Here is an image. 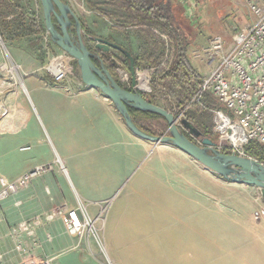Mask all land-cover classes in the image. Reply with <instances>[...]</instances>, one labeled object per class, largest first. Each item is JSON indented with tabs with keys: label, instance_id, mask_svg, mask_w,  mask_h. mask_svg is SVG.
I'll list each match as a JSON object with an SVG mask.
<instances>
[{
	"label": "crops",
	"instance_id": "obj_1",
	"mask_svg": "<svg viewBox=\"0 0 264 264\" xmlns=\"http://www.w3.org/2000/svg\"><path fill=\"white\" fill-rule=\"evenodd\" d=\"M12 54L18 66L19 83L3 87L0 78V91L5 95L1 99L4 104L0 105V177L11 181L28 172L34 175L25 186L0 202V263H38L45 259L49 261L47 264H98L87 250V241L68 232L60 218L50 215L60 206L74 207L76 199L95 202L108 196L122 187L131 174L135 177L121 197L115 199L107 224L119 222L122 232L137 242L133 247L145 248V242L152 240V257L161 256L167 263L182 246H187L185 242L196 243L189 235L188 217L183 216L188 209L184 195L172 192L161 175L137 168L145 145L134 139L111 100L98 89L85 86L72 61V74L65 81L54 83L43 73V63L33 51L16 47ZM117 59L118 67H122V57ZM105 60L104 64L122 87L143 91L133 85L132 75L124 78L125 83L116 77L113 71L117 65ZM185 159L201 172L195 188L207 199L206 205L201 201L202 210L208 212L209 197L225 200V192L236 195L233 202L241 204L240 213L264 208L257 191L226 182L199 162ZM130 194L151 204V219L123 213L130 208ZM181 200L184 214L178 211L181 205L177 201ZM89 208L92 213L95 211V205ZM261 221L264 222V217ZM22 224L29 226L31 233L19 229ZM134 225L143 227L134 232L131 228ZM145 225L152 226L151 232L146 231ZM195 238L201 247L199 257L201 260L206 257L209 263L208 257L214 256L209 252L208 237ZM17 241L21 246H17ZM173 241L184 244L171 249L173 246L167 242Z\"/></svg>",
	"mask_w": 264,
	"mask_h": 264
},
{
	"label": "rangeland",
	"instance_id": "obj_2",
	"mask_svg": "<svg viewBox=\"0 0 264 264\" xmlns=\"http://www.w3.org/2000/svg\"><path fill=\"white\" fill-rule=\"evenodd\" d=\"M0 1V78L1 86L4 87L9 84L10 87L18 82L17 74L19 73L17 63L12 54L14 48L25 47L33 51L36 57L40 59V62L43 63V73H45L44 66L48 63L50 57L56 50L60 51L61 49L52 42L45 29L40 0ZM65 1L70 5L81 23L84 41L88 42L89 46L94 47L92 38L101 37L114 41L121 46L124 45V47L137 56L139 60V65L134 66V78L136 81L134 86L143 91H147V94L150 95L149 97L152 101L154 99L157 105L164 107L168 111H172L176 105V100L180 99L181 93L169 78L160 81L158 76L153 74L157 69V65L150 64L147 59L151 54L154 56L158 55L161 52V45L155 44V41L147 34V30L137 26L121 28L117 25V23L122 20L119 17L118 10L109 3V0ZM176 1L177 4H179L178 9L175 11L176 20L179 26H181V32L184 34L188 43L187 55L196 68V74L200 76L210 69L205 63L206 59L202 58L203 51L207 47L211 37L214 35H221L226 45L229 46L233 42L234 36L239 32H243L255 19L246 4V0ZM72 29H74V27H72ZM161 36L166 40L164 34ZM166 46H168L167 43ZM168 51L169 50H166V55ZM111 53L118 57L120 56L119 51L114 48L111 49ZM113 60L112 57H108L105 61L113 63L115 62V60ZM72 64L73 69L77 70L79 74L76 61L73 58ZM113 73L116 77L121 78L124 83L126 81H124V78L128 76L131 78L130 71L127 72L126 67L123 66L118 67L117 65ZM207 97L212 103H216L217 106L214 108L219 106V108L226 110L223 104L218 105L213 96L207 94ZM2 98H5L3 90L0 91V105L3 106L4 103L1 101ZM188 104L189 102L184 106V109H187ZM214 108L199 110L198 113L193 110H188L186 112L193 117L190 122L194 126L196 124V126L199 127L198 129L202 128L199 124L201 121L206 124L212 136L210 138L217 142V146L220 147L219 149L216 146L218 150L223 153H228L229 151L224 152V149H228L230 150L229 153H232V148L229 145L227 146V142L225 146L219 145V137L213 132ZM184 109L178 112V119L185 118L184 115L186 113H183ZM206 115L208 116L207 118ZM185 132L188 133L187 130H185ZM163 134L165 133L163 132ZM132 136L140 144L145 145L143 157L137 168L145 170V173L148 174L157 173V175H161L162 178H160L164 180L163 182L165 184L172 188V192H177V195L182 193L186 199L185 201L188 207L187 212L185 213L182 200L177 201V204L181 205L178 211L182 214L185 213L186 215L184 214L183 216L188 217V222L191 227L189 235L190 238L192 236L191 239L196 241V243L192 241L185 242L187 246H182L183 249L179 251L175 257L173 256L170 259L171 264H264V222L261 221V218L264 216L256 217L254 215L255 211L247 212V214L240 213V209L238 208H241V204H234L233 198L236 195L231 192H229V194L225 192L226 198L225 200L223 198L221 201L209 197L208 212L207 210H202L200 208L201 201L203 203L205 202L206 205L207 199L197 192L195 188L197 184L196 179L197 177H201V172L185 158L194 159L170 144L162 142L155 143L142 139L134 134ZM196 140H200V138ZM247 156L249 155L247 154ZM213 174L223 179L218 174ZM134 177L135 176L131 174L126 178L122 187H119L102 199L95 200V202H87L83 200V198H80V201L88 210L91 218H93L103 246L107 251V256L112 264H170L164 262L161 256L156 258L152 257V240L150 242H145V248L137 247L136 245V247H133L137 242L132 240L126 233L122 232L119 222H113L110 225L107 224L109 213L115 199L121 197V192L130 185ZM13 180L6 181L0 177V191L5 189ZM225 181L232 184H242L244 185L242 186L243 188L249 187L251 190L257 191L260 199L264 202L256 186L253 187V185L229 180ZM193 182L195 183L192 188ZM165 193L166 196H169L166 191ZM5 198H0V202L5 200ZM129 200L131 204L130 208L124 210V214H127L128 217L137 218L138 216H144L145 219L148 217L150 219L152 218L153 210L151 204L147 205V202L142 198L138 200L135 194H130ZM91 204L95 205V211L93 213L89 208ZM76 205H78L77 199ZM65 207L66 206H60L52 211L55 212ZM54 216L60 218L58 215ZM25 227L27 229H25ZM142 227L143 226L138 227V225L131 226L134 232H139L138 230ZM145 227L147 232H151V225H145ZM18 228L25 229V231L31 233L29 226L25 224L19 225ZM202 235L205 236V238L208 237L209 252H212L214 256L208 257L209 263L206 262V257L202 258V260L199 257L201 247L200 244L197 243L198 240L195 237L200 238ZM79 236L87 241V250L90 255H92V259H95L98 264H109L108 259L104 253L100 251L92 236H88L85 233ZM115 236L119 237V240H117L118 238L116 239ZM167 243L173 246L171 249H174L175 246L181 245L183 242L173 241ZM17 244V246H21L19 241H17ZM131 248L133 249L131 250ZM166 251L162 250L161 252ZM44 260L42 262L32 263L47 264L49 262L48 260Z\"/></svg>",
	"mask_w": 264,
	"mask_h": 264
},
{
	"label": "built area",
	"instance_id": "obj_3",
	"mask_svg": "<svg viewBox=\"0 0 264 264\" xmlns=\"http://www.w3.org/2000/svg\"><path fill=\"white\" fill-rule=\"evenodd\" d=\"M246 4L254 15V22L235 35L229 46L221 35L211 37L203 51L210 69L201 76L191 99L200 101L205 94H210L218 105L225 106L226 110L219 106L213 110V132L218 135L220 146L228 143L235 154L242 156H247L244 152L247 143L254 141L264 145V0H246ZM70 61L72 58L67 53L57 51L44 66V71L52 82L61 83L72 74ZM33 175L34 172H28L10 182L0 191V198L25 186ZM54 215L60 217L68 232L92 236L112 264L95 222L80 199L78 205L60 208L50 217ZM254 215L264 216V208Z\"/></svg>",
	"mask_w": 264,
	"mask_h": 264
},
{
	"label": "water",
	"instance_id": "obj_4",
	"mask_svg": "<svg viewBox=\"0 0 264 264\" xmlns=\"http://www.w3.org/2000/svg\"><path fill=\"white\" fill-rule=\"evenodd\" d=\"M40 1L44 26L52 42L76 61L80 80L85 86L98 89L111 100L126 127L134 135L155 143L170 144L225 180L256 186L264 199V163L249 156L221 152L213 139L205 136L187 119H178L164 107L146 100L137 90L122 87L112 76L99 54L96 55L99 64L94 62L95 54L87 47L82 37L81 23L70 5L63 0ZM71 27H74V33L70 31ZM94 40L97 41L96 48L102 52L114 48L127 56L132 83L135 85L133 55L114 41L101 37H95ZM128 106L163 116L168 124L169 134L152 135L140 130L132 121ZM197 138L200 140H196Z\"/></svg>",
	"mask_w": 264,
	"mask_h": 264
},
{
	"label": "trees",
	"instance_id": "obj_5",
	"mask_svg": "<svg viewBox=\"0 0 264 264\" xmlns=\"http://www.w3.org/2000/svg\"><path fill=\"white\" fill-rule=\"evenodd\" d=\"M109 3L118 10L117 12L122 20L117 25L121 28L127 26L145 28L149 37L155 41V44L161 45V52L156 56L151 54L147 60L150 64L157 65V69L153 74L157 75L160 81L169 78L181 93L180 99L176 100L174 109L170 110L174 116H177L178 112L182 111L188 102L187 109L183 111L184 114L186 113L184 117L188 121L193 117L186 111L193 110L198 113L199 110L213 109L217 106L216 103H212L208 99L207 94L200 101H190L198 88L201 76L196 74L195 68L192 66L187 55L188 43L181 32V26H179L176 20L175 11L179 6L176 0H109ZM53 20L55 19L53 18ZM162 34L166 36V40L162 38ZM166 43L168 46H166ZM166 50H169L167 55ZM119 53L124 67L129 70L127 56L121 51ZM133 58L134 66H138V58L135 56ZM140 93L146 100L153 103L146 93L143 91H140ZM127 109L132 121L145 133L161 135L164 132L169 134L168 124L163 116L129 106ZM199 124L202 126L199 130L205 136L212 137L206 124L203 121ZM228 151L230 152V150L224 149V152ZM244 152L264 163V145L251 141L244 146ZM232 153L234 152L232 151Z\"/></svg>",
	"mask_w": 264,
	"mask_h": 264
},
{
	"label": "flooded vegetation",
	"instance_id": "obj_6",
	"mask_svg": "<svg viewBox=\"0 0 264 264\" xmlns=\"http://www.w3.org/2000/svg\"><path fill=\"white\" fill-rule=\"evenodd\" d=\"M63 1H65V0H63ZM66 2V1H65ZM71 19V18H70ZM70 31L72 32V33H74V29H72V27L70 28ZM92 42H94V47H91V46H89V43L88 42H86L85 41V43H86V45H87V47L95 54V56H94V58H93V60H94V62L95 63H99V59L96 57V55H98L99 54V56H100V58L102 59V61L105 59V58H108V57H112L114 60H115V62L116 61H118V59H117V56L116 55H113V53H111V49L112 48H110L107 52H102L99 48H96V43H97V41L96 40H94V38H92ZM117 50V49H116ZM121 57V56H120ZM104 62V61H103ZM116 65H117V62L115 63ZM122 64V63H121ZM123 65V64H122ZM123 67H124V65H123ZM110 71V70H109Z\"/></svg>",
	"mask_w": 264,
	"mask_h": 264
}]
</instances>
